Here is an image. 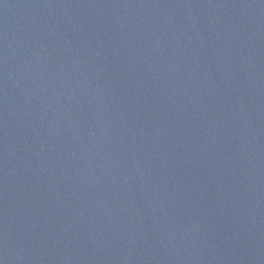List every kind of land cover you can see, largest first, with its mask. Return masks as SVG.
Segmentation results:
<instances>
[{
	"label": "water",
	"instance_id": "water-1",
	"mask_svg": "<svg viewBox=\"0 0 264 264\" xmlns=\"http://www.w3.org/2000/svg\"><path fill=\"white\" fill-rule=\"evenodd\" d=\"M0 264H264V0H0Z\"/></svg>",
	"mask_w": 264,
	"mask_h": 264
}]
</instances>
